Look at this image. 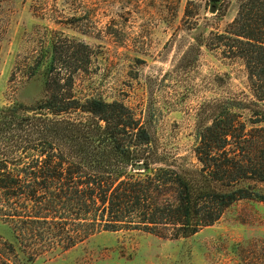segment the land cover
Wrapping results in <instances>:
<instances>
[{
  "label": "rangeland",
  "instance_id": "rangeland-1",
  "mask_svg": "<svg viewBox=\"0 0 264 264\" xmlns=\"http://www.w3.org/2000/svg\"><path fill=\"white\" fill-rule=\"evenodd\" d=\"M243 1L0 0V109H29L58 83L66 90L77 66L70 88L74 99L123 103L150 135L152 166L173 168L195 181L200 165L194 148L217 105L251 99L243 60L217 45V34ZM51 57L63 78L58 82L51 74L46 83ZM259 105L264 109V102ZM44 114L70 123L96 120L80 110L18 113ZM25 135L22 130L20 136ZM4 150L0 144V156ZM248 185L264 194L263 182L243 180L235 186ZM0 235L12 239L1 219ZM25 264H264V202L236 200L217 221L187 237L102 232L54 257Z\"/></svg>",
  "mask_w": 264,
  "mask_h": 264
},
{
  "label": "trees",
  "instance_id": "trees-1",
  "mask_svg": "<svg viewBox=\"0 0 264 264\" xmlns=\"http://www.w3.org/2000/svg\"><path fill=\"white\" fill-rule=\"evenodd\" d=\"M218 47L240 57L251 99L220 101L194 148L200 165L189 181L170 167H155L148 131L123 103L98 97L73 98L48 88L33 107L0 109V219L12 239L0 235V264H25L54 257L95 234L142 230L177 239L217 221L239 199L264 194L240 181L264 183V0H244ZM67 68V67H65ZM48 77L63 78L53 57ZM90 113L92 123L18 115L21 110ZM247 112V114L245 113ZM25 137L20 136L21 131ZM13 138L9 139V135ZM143 163L135 171L136 163ZM220 188H228L223 191ZM232 188V189H230Z\"/></svg>",
  "mask_w": 264,
  "mask_h": 264
},
{
  "label": "water",
  "instance_id": "water-1",
  "mask_svg": "<svg viewBox=\"0 0 264 264\" xmlns=\"http://www.w3.org/2000/svg\"><path fill=\"white\" fill-rule=\"evenodd\" d=\"M210 11H214V7L212 6L211 8H210ZM143 168H144V164L143 163H136L134 166H133V169L135 170V171H141V170H143Z\"/></svg>",
  "mask_w": 264,
  "mask_h": 264
}]
</instances>
